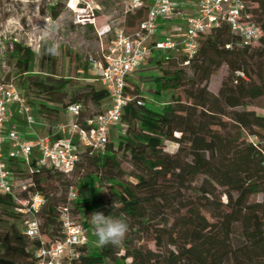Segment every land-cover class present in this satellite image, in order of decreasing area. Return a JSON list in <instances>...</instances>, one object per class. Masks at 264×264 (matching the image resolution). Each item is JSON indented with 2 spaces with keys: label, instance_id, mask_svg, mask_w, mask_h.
<instances>
[{
  "label": "trees",
  "instance_id": "16d2710c",
  "mask_svg": "<svg viewBox=\"0 0 264 264\" xmlns=\"http://www.w3.org/2000/svg\"><path fill=\"white\" fill-rule=\"evenodd\" d=\"M252 3L256 7L251 4L250 11L262 31L259 47L240 46V38L227 24L215 28L202 39L194 58H182L190 74L182 69H163L162 75L154 78L152 101L146 102L139 93L130 95L133 100L122 115L124 134L117 135L103 152L86 147L80 150L73 173L82 158L110 172V199L103 197L96 177L89 175L81 182L89 194L70 200L69 193L71 206L65 197L71 186L68 175L34 162L23 171V162H10L14 175L26 174L31 179L28 191L45 196L37 219L49 239L61 236L59 216L64 206L79 213L99 211L129 222L121 246L81 247L80 257L72 264H264V151L248 139L258 136L263 140L264 135V113L248 109L264 98V0ZM86 26L93 30L92 24ZM45 46L42 43L36 53L31 47L12 43L10 57L17 82H5L16 84L20 92L26 91L33 98L30 104L44 123L54 124L60 116L59 108L89 103L100 107L109 99L106 89L93 84L69 90L75 86L73 79L58 73V56L41 54ZM60 50L64 56H72L65 47ZM156 53L161 56L172 51ZM73 59L80 64L77 54ZM166 60L175 66L176 59L168 56ZM95 61L107 65L103 56ZM35 63L37 70H33ZM224 65L229 73L215 95L209 83ZM89 71L84 65L86 76ZM176 90L182 91L185 101L174 94L172 101H162L165 94ZM93 116L87 117L82 106L74 121L87 128L86 121ZM166 142L176 143L177 152H166ZM126 154L133 167L129 176L136 182L122 179ZM52 188L62 191L60 199L50 196ZM259 195L263 196L261 202L255 200ZM14 206L13 197L0 192L2 214L23 223L22 229L13 225L0 233V264H19L23 256H32L29 245L35 249L40 246L38 240L26 235L25 216L15 212ZM149 243L155 248L151 249Z\"/></svg>",
  "mask_w": 264,
  "mask_h": 264
},
{
  "label": "built area",
  "instance_id": "2783aa9c",
  "mask_svg": "<svg viewBox=\"0 0 264 264\" xmlns=\"http://www.w3.org/2000/svg\"><path fill=\"white\" fill-rule=\"evenodd\" d=\"M182 0H123L131 10H147V19L141 24L135 36L120 31L115 34L103 58L107 63L91 60V66L98 72V81L108 91L111 106L86 121L87 128L78 125L74 119L80 115L82 106L75 104L66 109L73 121L69 125L60 124L54 135L36 136L28 139L18 130L3 133L12 104L19 105L28 116V125L36 124L18 86L0 82V192L13 197L14 211L25 216V233L40 246L35 251L36 264H72L80 257L79 249L89 245L88 230L72 215L71 208H60L59 222L61 236L49 239L40 228L37 214L46 203L45 196L38 191L22 193L16 191L11 161H21L27 169L34 162L38 167H47L71 175L80 159V150L90 148L103 152L110 142L112 130L122 124L125 106L133 98L126 94L127 80L132 77L154 52L172 51L194 58L202 39L212 30L227 24L231 32L240 38V46L250 47L260 42L262 31L255 23L250 7L253 0H193L195 12L185 15L179 12ZM182 18L185 28H179V35H167L156 39L159 28L157 21H171ZM105 33H101V36ZM145 102L139 101V105ZM70 128L71 135L66 131ZM75 135V136H74ZM58 137V138H57ZM249 142L264 151L263 140L249 136ZM12 144L5 152L6 144ZM31 185V184H30ZM29 185V186H30ZM27 192V196L22 194ZM75 195L71 192L70 200Z\"/></svg>",
  "mask_w": 264,
  "mask_h": 264
},
{
  "label": "rangeland",
  "instance_id": "374dc122",
  "mask_svg": "<svg viewBox=\"0 0 264 264\" xmlns=\"http://www.w3.org/2000/svg\"><path fill=\"white\" fill-rule=\"evenodd\" d=\"M123 0H40L39 7H37L34 0H0V82L4 83L7 81L17 82V70L15 63L10 57V47L12 43L17 42L25 46L31 47L36 53L39 52L40 45L45 42L43 34L36 28L43 29L46 26V21L49 25L58 24L59 30L54 34V39L59 42L60 49L65 47L68 49L72 56H64L61 53L58 61V73L65 78L73 79L75 83L74 87H70L69 90H74L78 87H83L86 84H93L97 89L103 88L102 84L98 81V72L91 65V60H101L103 52L106 51L111 41L115 38L117 32H124L129 36H135L139 32L141 24L147 19L146 9L139 11H133L130 7L122 2ZM187 4L194 5L195 1L187 0ZM56 9L54 10V8ZM252 7H256V4L252 3ZM59 14L58 18L54 16ZM87 24L93 25V30L87 28ZM181 27L185 28L182 24ZM179 28L177 25H173L167 35H178ZM101 33L105 35L101 36ZM260 42L254 45L259 47ZM77 54L80 58V64L74 61L73 56ZM176 59L175 66L166 60L167 57ZM184 58V54L172 52L167 55H158L156 52L153 53L150 58L147 59V65L149 68L145 72H141L139 69L132 77L127 80L126 92L128 95L136 96L139 93L140 98H143L146 102L152 101L153 91L155 88L154 78L157 75H162L163 69H182L187 74H190L189 66L182 64L181 60ZM84 65H88L90 68L89 76H86L83 72ZM33 70H37V64L33 66ZM228 67L222 66L211 78L209 83V90L215 95L219 94L223 80L228 76ZM87 77V78H86ZM30 112L36 113L37 108L31 105L30 102L33 99L27 92H21ZM179 96L183 101L185 98L181 90L169 92L165 94L162 101L168 103L173 100L172 95ZM69 100L66 101V104ZM111 105V100L104 106H94L92 104H82L83 113L87 116L97 115L104 112L106 107ZM248 109L255 110L259 114L264 113V98L256 101L254 105ZM60 116L57 121L52 124L47 122L46 127L38 129L35 124L32 125L33 132L38 135H52L57 132V126L60 124H69L71 117L66 114L65 108H59ZM26 116V121L28 116ZM23 119V117H22ZM36 119V118H35ZM28 123V121H27ZM118 128L113 129L110 142L117 140V135L125 133L126 127L122 124L117 126ZM31 131V130H30ZM66 131L71 135L70 128H66ZM27 132V131H26ZM179 146L176 143L166 142V152L174 154L177 152ZM122 157V153L119 154ZM122 167L125 171L122 179L124 181L136 182L134 178L129 176L132 172L133 167L129 162V155L126 154V158L122 159ZM81 166L75 173L68 175L66 179L69 180L71 188L69 187L68 193L66 194V202L69 201V193L74 195L87 196L88 189L81 185L83 179L87 176L92 175L96 177V184L98 190L102 193L103 197L110 199L108 176L110 172L100 170L97 165L92 162L85 161L84 158L80 160ZM23 171L27 169L22 167ZM112 173L117 175L114 170ZM14 184L16 191L22 193L23 187L29 189L31 179L26 174L14 175ZM56 187L58 184L52 183ZM50 196L56 195L58 199L61 198L62 191H54L52 188L49 190ZM23 195V194H22ZM256 201H263V196L259 195L255 198ZM222 201L227 202L226 196H223ZM60 205H64L60 203ZM72 206V203H71ZM94 211H85L79 213L73 209L72 215L75 220L80 222L87 230L89 236V247L97 246V237L93 226L89 222V216ZM13 225L23 228L21 220L16 221L7 218L2 214L0 208V233L7 232ZM60 232V231H59ZM58 232V233H59ZM149 247L154 249V244L149 243ZM35 247L32 245L28 246V252L31 253V257L23 256L20 259L19 264H33V254H35ZM80 251V250H79ZM106 264H113L108 261Z\"/></svg>",
  "mask_w": 264,
  "mask_h": 264
},
{
  "label": "clouds",
  "instance_id": "9594fccd",
  "mask_svg": "<svg viewBox=\"0 0 264 264\" xmlns=\"http://www.w3.org/2000/svg\"><path fill=\"white\" fill-rule=\"evenodd\" d=\"M39 7L40 0H34ZM43 29L36 27L44 36L46 46L41 54L56 57L60 55V44L54 39V34L59 30L58 24L49 25ZM89 222L93 226L98 247L112 246L118 248L122 245L129 231V222L120 217L105 216L104 213L95 211L89 216Z\"/></svg>",
  "mask_w": 264,
  "mask_h": 264
},
{
  "label": "crops",
  "instance_id": "0c3cea01",
  "mask_svg": "<svg viewBox=\"0 0 264 264\" xmlns=\"http://www.w3.org/2000/svg\"><path fill=\"white\" fill-rule=\"evenodd\" d=\"M186 1L187 0H182L181 1V5H180L178 10H179V12H181V13H183L185 15H193V13L195 12V7L196 6H195V4L194 5L193 4L189 5V4L186 3ZM157 23H158L159 31H158V34L156 36V39H159V40H163L165 38L167 32L170 31V29L173 27L174 24L177 25L178 27H181V25L183 24L181 17H178V19L176 18V19L171 20V21H166V20H163V19H159L157 21ZM178 35H176V37ZM148 68H149V66L147 65V62H145L140 69H142L141 72H145V71H147ZM109 100L110 99L105 100L102 103V106L106 105ZM110 106L111 105L106 107L104 112L106 110H108L110 108ZM66 114H67L68 117H70L67 111H66ZM32 115L36 118V124H35L36 128L43 129V128L46 127V124L43 122L42 118L39 115H36L34 111H33ZM22 117H23V119H22ZM72 121H73V119L71 117L70 123ZM69 124H65V125H69ZM31 128H32V126L28 125V123L26 121V116H24V112L21 111L19 105L16 104V103L12 104L11 107H10L9 113H8L7 122L5 124V127L3 128V133L7 134L11 130H18L21 133H23L28 139L34 140L36 136H40V135H38L37 133L33 132V129H31ZM117 128L118 127H116V129ZM54 134L55 133H53L52 135H54ZM11 147H12V144L10 142H8L6 144V146H5V152H7L9 149H11Z\"/></svg>",
  "mask_w": 264,
  "mask_h": 264
}]
</instances>
